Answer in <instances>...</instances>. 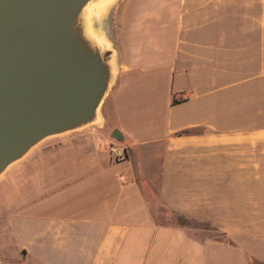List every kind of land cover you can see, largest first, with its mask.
Wrapping results in <instances>:
<instances>
[{
  "label": "crops",
  "instance_id": "0c3cea01",
  "mask_svg": "<svg viewBox=\"0 0 264 264\" xmlns=\"http://www.w3.org/2000/svg\"><path fill=\"white\" fill-rule=\"evenodd\" d=\"M111 8L104 129L44 141L0 181L11 264H264V0Z\"/></svg>",
  "mask_w": 264,
  "mask_h": 264
},
{
  "label": "water",
  "instance_id": "95a60500",
  "mask_svg": "<svg viewBox=\"0 0 264 264\" xmlns=\"http://www.w3.org/2000/svg\"><path fill=\"white\" fill-rule=\"evenodd\" d=\"M86 1L0 0V177L45 139L103 122L117 51L96 18L117 0L92 18L115 58L110 86L103 58L87 57L71 28Z\"/></svg>",
  "mask_w": 264,
  "mask_h": 264
},
{
  "label": "bare ground",
  "instance_id": "6f19581e",
  "mask_svg": "<svg viewBox=\"0 0 264 264\" xmlns=\"http://www.w3.org/2000/svg\"><path fill=\"white\" fill-rule=\"evenodd\" d=\"M116 0H87L71 20V28L77 45L84 50L87 57L101 56L108 74V85L110 86L116 71L115 58L105 56L111 49L109 42L97 33L92 26L94 15L105 13ZM101 116L97 113L92 122L100 123Z\"/></svg>",
  "mask_w": 264,
  "mask_h": 264
},
{
  "label": "rangeland",
  "instance_id": "374dc122",
  "mask_svg": "<svg viewBox=\"0 0 264 264\" xmlns=\"http://www.w3.org/2000/svg\"><path fill=\"white\" fill-rule=\"evenodd\" d=\"M119 2H120V0H117L112 5L111 9H114L115 5L118 4ZM103 127L99 126V125L89 126V127H86V128L80 129V130H75V131H72V132H69L66 134L52 136V137L45 139L44 141H47L49 139L62 137L65 135H69V134H72V133H75L78 131H87V132L96 131L95 129H104ZM105 132H107L108 136L110 135V130L106 129ZM44 141H42L39 145H42V143H44ZM103 142H104L103 143L104 144L103 149L107 150L108 153H110V154H111V150L109 148V145L111 143L118 145L116 138L111 137V136H110L109 140L103 139ZM38 146H36V147H38ZM119 147H121V146H119ZM22 160H20V161H22ZM11 167L0 177V181H1V179L5 180V178L7 177L6 174L10 171ZM8 183L9 182H7V186H8ZM157 190L158 189L156 187L154 188V190H146V194L149 197V200L153 202L156 214L157 213L159 214V209L157 208V206L155 204V202H156L155 194L157 193ZM13 200H14V198H13ZM13 203H11V198H10V196H8V192L4 191V188L1 189V186H0V262L4 263V264H11L12 258L14 260L15 256L17 255L16 245H15V243H13V236H12L9 221H8V214L10 213L11 209L14 207V204H16V203H14V204ZM161 221L162 222H173V221L174 222H187V220H185L184 218L179 217V216H172V217L166 218V219L162 218ZM196 224L200 225L199 223L193 222V225H196Z\"/></svg>",
  "mask_w": 264,
  "mask_h": 264
},
{
  "label": "built area",
  "instance_id": "2783aa9c",
  "mask_svg": "<svg viewBox=\"0 0 264 264\" xmlns=\"http://www.w3.org/2000/svg\"><path fill=\"white\" fill-rule=\"evenodd\" d=\"M109 148L111 150V153L114 154V157L117 158V159H123L126 157V150L125 148H121L119 147L118 145H115L113 143H111L109 145Z\"/></svg>",
  "mask_w": 264,
  "mask_h": 264
},
{
  "label": "trees",
  "instance_id": "16d2710c",
  "mask_svg": "<svg viewBox=\"0 0 264 264\" xmlns=\"http://www.w3.org/2000/svg\"><path fill=\"white\" fill-rule=\"evenodd\" d=\"M178 100L176 98L173 99V102H177ZM183 132H189L188 130H185V131H182L180 133H183Z\"/></svg>",
  "mask_w": 264,
  "mask_h": 264
}]
</instances>
